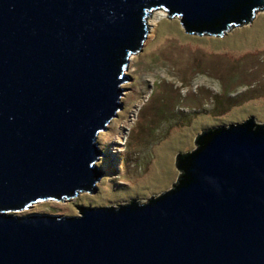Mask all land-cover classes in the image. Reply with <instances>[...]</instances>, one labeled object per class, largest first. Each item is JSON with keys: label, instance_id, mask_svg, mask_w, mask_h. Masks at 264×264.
Instances as JSON below:
<instances>
[{"label": "water", "instance_id": "1", "mask_svg": "<svg viewBox=\"0 0 264 264\" xmlns=\"http://www.w3.org/2000/svg\"><path fill=\"white\" fill-rule=\"evenodd\" d=\"M264 0H0V264H264V123L202 131L145 201L14 212L96 192L98 134L123 107L153 11L223 35Z\"/></svg>", "mask_w": 264, "mask_h": 264}, {"label": "rangeland", "instance_id": "2", "mask_svg": "<svg viewBox=\"0 0 264 264\" xmlns=\"http://www.w3.org/2000/svg\"><path fill=\"white\" fill-rule=\"evenodd\" d=\"M147 20V38L122 84L130 88L123 107L98 134L104 154L98 190L43 199L15 214L75 215L77 206L145 201L172 187L180 174L177 154L194 150L202 131L250 117L264 123V12L223 35L186 32L163 10Z\"/></svg>", "mask_w": 264, "mask_h": 264}, {"label": "bare ground", "instance_id": "3", "mask_svg": "<svg viewBox=\"0 0 264 264\" xmlns=\"http://www.w3.org/2000/svg\"><path fill=\"white\" fill-rule=\"evenodd\" d=\"M161 14H163L162 11L154 12L153 17L151 18L152 21H155Z\"/></svg>", "mask_w": 264, "mask_h": 264}, {"label": "crops", "instance_id": "4", "mask_svg": "<svg viewBox=\"0 0 264 264\" xmlns=\"http://www.w3.org/2000/svg\"><path fill=\"white\" fill-rule=\"evenodd\" d=\"M262 12H264V9L262 11H259L256 13L255 17L253 18V20L251 21V23L255 20V18H258L259 16H261ZM241 26V25H240ZM233 30V29H232ZM232 30H229L228 32H232ZM225 34H228L227 32Z\"/></svg>", "mask_w": 264, "mask_h": 264}, {"label": "trees", "instance_id": "5", "mask_svg": "<svg viewBox=\"0 0 264 264\" xmlns=\"http://www.w3.org/2000/svg\"><path fill=\"white\" fill-rule=\"evenodd\" d=\"M198 136H199V135H198ZM198 136H196V140H197ZM196 140H195V141H196Z\"/></svg>", "mask_w": 264, "mask_h": 264}]
</instances>
